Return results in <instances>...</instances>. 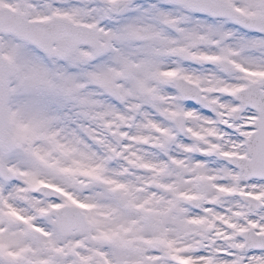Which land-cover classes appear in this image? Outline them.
Instances as JSON below:
<instances>
[{
  "label": "snow or ice",
  "instance_id": "snow-or-ice-1",
  "mask_svg": "<svg viewBox=\"0 0 264 264\" xmlns=\"http://www.w3.org/2000/svg\"><path fill=\"white\" fill-rule=\"evenodd\" d=\"M0 264H264V0H0Z\"/></svg>",
  "mask_w": 264,
  "mask_h": 264
}]
</instances>
